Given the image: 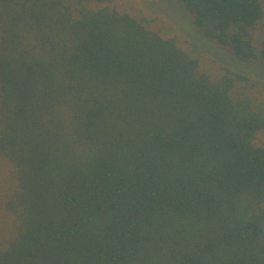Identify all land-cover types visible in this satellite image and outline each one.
<instances>
[{
	"label": "trees",
	"instance_id": "16d2710c",
	"mask_svg": "<svg viewBox=\"0 0 264 264\" xmlns=\"http://www.w3.org/2000/svg\"><path fill=\"white\" fill-rule=\"evenodd\" d=\"M109 1L0 0V264H264V0Z\"/></svg>",
	"mask_w": 264,
	"mask_h": 264
},
{
	"label": "rangeland",
	"instance_id": "374dc122",
	"mask_svg": "<svg viewBox=\"0 0 264 264\" xmlns=\"http://www.w3.org/2000/svg\"><path fill=\"white\" fill-rule=\"evenodd\" d=\"M98 5L118 7L138 15L144 14L153 19L151 22L153 28L162 31L166 35L183 37L184 33H193L192 21L182 17L183 13H181V11L179 12L177 6V12L175 11V1L172 0H114L106 3H99ZM193 45L195 47H201L195 44ZM215 48L218 47L215 45ZM220 55L225 58L224 54ZM254 72L259 75L258 78L262 81L261 89L264 92V69L255 67ZM258 142L264 144V132L259 134Z\"/></svg>",
	"mask_w": 264,
	"mask_h": 264
}]
</instances>
